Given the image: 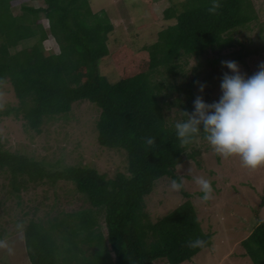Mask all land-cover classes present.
<instances>
[{
	"label": "trees",
	"instance_id": "trees-1",
	"mask_svg": "<svg viewBox=\"0 0 264 264\" xmlns=\"http://www.w3.org/2000/svg\"><path fill=\"white\" fill-rule=\"evenodd\" d=\"M42 1L38 6L32 0H0V83L9 82L18 100L1 114L14 113L27 128L41 132L46 122L69 114L74 103H96L101 110L100 145L125 149L129 164L124 170L103 172L88 163L48 167L0 141V173L9 174L11 194L20 196L32 185L54 186L61 181L72 184L87 202L53 216L65 243L60 256L52 231L31 219L24 227L29 260L32 264H154L167 258L170 264H181L193 259L212 244L213 233L203 229L191 195L182 189L184 200L159 215L154 213L159 207L153 205L151 211L146 197L162 177L179 181L178 165L198 152H187L192 143L181 146L175 129L176 122L187 119L183 111H194L199 96L196 85L201 83V71L194 67L190 76L186 64L211 50L215 57L210 64L216 68L224 59V54L217 58L220 53L237 54L234 47L242 41L236 31L258 18L254 1L219 0L221 8L211 14L213 0H170L164 18L175 23L161 29L158 40L137 54L123 46V56L130 60L116 57L120 74L114 81L100 70L101 60L110 54L108 40L114 30L109 12H95L90 0ZM50 37L58 51L48 47ZM237 57L240 60L242 55ZM148 137L155 138L154 145L146 144ZM196 238L206 245L187 247ZM241 243L253 264H264V219H258Z\"/></svg>",
	"mask_w": 264,
	"mask_h": 264
},
{
	"label": "rangeland",
	"instance_id": "rangeland-1",
	"mask_svg": "<svg viewBox=\"0 0 264 264\" xmlns=\"http://www.w3.org/2000/svg\"><path fill=\"white\" fill-rule=\"evenodd\" d=\"M90 1L95 12H109V18L114 24L108 40L110 54L100 62L101 72L111 81L118 78L116 57L130 60L127 55L123 56V46L137 54L145 45L158 40L161 29L175 23V19L164 18V10L171 5L170 0ZM181 1L173 0L175 3ZM253 1L258 18L249 27L239 30L243 33L236 31L242 41L234 47L237 54L230 55V50L217 57L222 58L224 54L223 61L238 62L241 72L248 76L258 71L259 65L264 62V0ZM40 2L43 1L32 0L34 5L39 6ZM50 38L48 47L52 45L58 51L54 37ZM239 54L242 55L240 60L237 57ZM214 57V52L208 50L199 59L191 57L186 64L190 76L194 75V67L201 71V83L196 87L206 103L219 100L223 74L230 72L222 66L221 61L216 68L211 66L210 61ZM200 84L205 85L203 92L200 91ZM17 102L11 84L0 83V141L11 150L34 156L48 167L88 163L103 172L119 167L124 170L129 164L125 149L100 145L97 120L101 110L96 103L88 100L76 102L69 114L46 122L41 132H38L27 128L24 120L16 118L14 113L1 114L6 108L16 106ZM194 151H198L195 157L186 158L177 170L184 180L182 189L191 195L203 229L213 233V242L193 259L181 264H253L250 256L245 255L241 242L251 234L258 219H264V167L249 170L242 166L239 158L224 159L218 156L204 139L202 131L187 148V152L193 154ZM59 159L62 161L59 162ZM196 176L211 181L212 199H202L203 193L194 182ZM172 180L162 177L153 192L146 197L151 211L155 206L159 207L155 214H167L184 200L182 189H171ZM10 189L9 174L0 173V241L8 245L7 248H0V264H32L27 255L24 235V227L31 219L40 221L52 231L51 237L60 244L57 254H64L66 250L61 246L65 244L64 239L55 229L53 216L84 207L87 202L81 199V194L75 191L72 184L61 181L54 186L48 182L32 185L27 191H20V196L11 194ZM100 223L104 224L103 218H100ZM154 264L170 263L167 258H158Z\"/></svg>",
	"mask_w": 264,
	"mask_h": 264
},
{
	"label": "clouds",
	"instance_id": "clouds-1",
	"mask_svg": "<svg viewBox=\"0 0 264 264\" xmlns=\"http://www.w3.org/2000/svg\"><path fill=\"white\" fill-rule=\"evenodd\" d=\"M220 8L219 0H213L208 12L216 14ZM221 64L230 72L223 74L219 100L206 103L202 96H197L194 111H183L187 119L175 123L177 138L181 146H186L202 131L215 154L224 159L239 158L244 168L257 170L264 167V62L251 76L242 73L236 61H221ZM204 87L200 84L201 92ZM146 144L154 145L155 138H146ZM194 182L203 193L204 201L212 199L213 187L209 179L196 176ZM183 186V178L173 179L170 184L174 191ZM205 245L206 241L201 238L187 242L189 248ZM7 247L6 242L0 241V248Z\"/></svg>",
	"mask_w": 264,
	"mask_h": 264
}]
</instances>
